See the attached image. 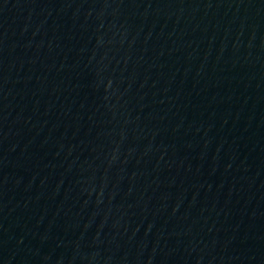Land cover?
<instances>
[{
  "label": "water",
  "instance_id": "1",
  "mask_svg": "<svg viewBox=\"0 0 264 264\" xmlns=\"http://www.w3.org/2000/svg\"><path fill=\"white\" fill-rule=\"evenodd\" d=\"M0 264H264V0H0Z\"/></svg>",
  "mask_w": 264,
  "mask_h": 264
}]
</instances>
